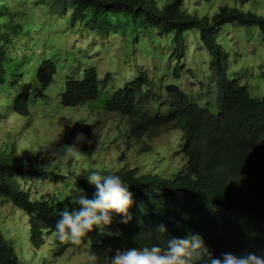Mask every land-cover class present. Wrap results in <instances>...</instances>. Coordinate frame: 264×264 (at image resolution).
Wrapping results in <instances>:
<instances>
[{"label":"trees","instance_id":"16d2710c","mask_svg":"<svg viewBox=\"0 0 264 264\" xmlns=\"http://www.w3.org/2000/svg\"><path fill=\"white\" fill-rule=\"evenodd\" d=\"M50 1L55 3L50 5L53 7H69L72 18H82V23L75 27L72 24L73 30L85 25L91 34L116 35L119 32L129 37L138 33L130 31L131 28L152 27L158 34L174 38L176 56L181 55L186 43L183 34L188 30L196 31L206 56L208 77L206 82L197 81L205 83L209 96L201 104L198 97L190 96L188 90L173 81L163 83L158 79L160 85L155 88L154 78L145 70H135L132 66L141 60H128L124 56L123 62L131 66L121 69L122 76L115 88L101 84L103 80L99 79L93 64L82 68L75 76H64L63 83L56 88L64 106L88 104L95 111L102 107V112L118 115L121 122L117 128L121 125L122 132L114 140L121 141L120 154L114 166L89 163L83 153L93 126L89 122L77 133L84 134L82 140L77 141V136L72 141L67 140L68 144H76L81 152L77 159H83L86 165L70 169L67 174L61 171L63 160L44 165L38 159L31 160L32 152L18 155L13 148L0 150V198L22 208L28 216L31 225L27 230L28 241L33 245L42 244V232L46 231L54 235V243L58 246L53 251H62L63 245L54 231L55 224L60 213L79 210L82 205L74 203L72 194L66 197L47 194L50 199L44 194L36 196L41 190L28 191L22 187L23 183L41 185L57 181L63 185L68 176L75 177L83 196L94 199L97 189L89 183L87 175L90 169H102L103 175H119L128 184L133 199L129 209L132 218L122 223V217L113 213L111 231L105 226L103 232L99 228L89 232L80 243L88 247L93 258L89 261L111 264L117 250L152 245L164 248L167 239L189 235H199L216 258H222L226 252L237 257L248 253L264 257V85L260 94L253 93L247 86V79L239 78L238 73L245 74V70L236 73L227 68L228 51L218 34L219 28L228 25L249 29L256 26L257 30L250 35H254L258 43L264 42V13L239 5L248 0H232V5L224 3L210 15L187 11L183 0H166L160 5L156 0ZM19 10H10L9 14L7 4L0 0V115L11 111L27 117L30 116L27 102L35 94L19 80L17 61L21 57L22 65L26 62L25 47L29 44L25 22L14 19ZM8 19H13L12 31L8 29ZM28 23L29 37L30 31L43 26L52 28L41 21ZM55 35L61 36L62 32L56 31ZM83 43L86 45V41ZM131 43L129 41L128 45ZM98 44L105 46L104 42ZM130 53L126 48L123 51L126 56ZM38 63L35 67L32 64L34 68H29L28 74L35 75L39 86L45 87L56 73L55 63L50 57L38 59ZM177 67L173 65L169 73L178 76ZM257 73L264 83V67ZM20 82L22 87H19ZM155 89L163 90L164 94ZM151 90L155 95L149 93ZM149 96L152 98L147 104L144 101ZM154 99L159 102L152 103ZM168 130L178 131L180 168L174 167L164 174L157 171L158 168L146 171L144 162L119 167L125 161L123 155L130 152L131 142L133 147L139 146L137 154H145L152 148L150 140ZM160 225L166 232L158 231ZM15 242L0 228V264H24L25 257L17 253Z\"/></svg>","mask_w":264,"mask_h":264},{"label":"rangeland","instance_id":"374dc122","mask_svg":"<svg viewBox=\"0 0 264 264\" xmlns=\"http://www.w3.org/2000/svg\"><path fill=\"white\" fill-rule=\"evenodd\" d=\"M3 1L8 6L9 14L10 10L18 12L20 8L19 14L15 15L14 19L25 22L24 30L28 31L27 41L29 43L25 47L27 60L22 65V59L19 57L17 67L20 72L19 80L28 85L35 97L27 102L30 116H21L11 111L0 115V150L13 148L18 155L32 152L31 160L38 159L40 164L44 165L60 163L62 160L53 154V150L68 144L67 140L75 139L80 128L89 122L93 126L83 153L92 166H114L115 160L120 154L118 146L121 145L120 139L116 142L114 138L122 132L121 125L117 128L118 121H120L117 114L102 112V107L97 108L96 112L88 104L76 107L64 106L60 102V92L56 91V88L63 83L64 76L68 74L75 76L82 68L91 64L96 68L99 79L103 80L101 84L105 87L115 88L118 86L119 77L122 76L121 69L131 66L129 63L123 62L122 56H124L128 60H141L139 64L132 63V66L135 70H145L150 78H154L156 80L154 81L155 88L160 85L158 79L163 83L173 81L184 90H188L190 96L198 97L201 104H204L206 97L209 96L204 86L205 83L202 85L197 81L204 82L208 77L205 71L206 56L202 53L203 47H200L198 34L194 30H188L183 34L186 43L181 55L176 56L174 38L171 35L158 34L152 27L131 28L130 31L138 32L131 37H126V33L123 36L119 32L116 35L91 34L88 33L89 29H85L84 26L80 30L77 29L78 27L75 30L72 29V24H75L73 27L77 26L82 23V18L79 16L72 18V10L69 7L60 9L50 6L55 4L50 0ZM156 1L160 5L166 0ZM182 2L187 11L198 15L203 13L210 15L224 3L234 4L232 0H183ZM239 5L247 10L264 13V0H248L243 4L239 3ZM30 20L47 23L52 28L48 29L43 26L30 31L31 36L29 37L28 21ZM7 23L8 29L12 31L14 28L12 26L13 19H8ZM248 29L238 25L219 28V40L228 51L227 68L236 73L245 70V74L238 73L240 74L239 78L247 79L248 88L253 93L260 94L264 83L259 78L257 70L264 67V63L260 62V60L264 61V42L261 40L258 43L256 37L250 35L257 30L256 26ZM110 30L108 28V31ZM113 30L119 31L117 28ZM56 31H61L62 35L56 36ZM53 37L56 38L55 41ZM84 41H86V45L82 43ZM129 41L132 42L130 45H128ZM100 42H104L105 46L99 45ZM125 48L131 52L128 56L123 54ZM143 50L150 53L144 54ZM31 53L32 57H30ZM46 57L54 60L56 73L53 74L50 83L42 87L39 86L35 75L28 74V70L36 66L38 59ZM173 65H178V76L169 73ZM252 79L256 80L252 81ZM19 87H22L21 82ZM155 90L164 94L163 90ZM154 92L153 90L149 91L151 95L155 94ZM151 98L149 96L144 102L148 104ZM151 102L159 101L154 99ZM178 139L179 135L176 130L162 132L150 140L152 148L145 154H137L139 146L135 144L133 147L131 142L130 152L123 155L125 161L119 167L122 164L131 167L144 162L146 171L158 168L157 171L164 172V174L174 167L180 168L182 156L178 151ZM116 143L118 144L116 145ZM85 165L83 159L68 160L64 161L61 171L67 174L70 169L77 170ZM67 179H71V177L68 176ZM77 187H72L73 189L71 188L70 191L64 192L63 185L57 181L41 185L23 183V188L31 191L39 189L41 192L36 196L44 194L43 196L48 199L52 195V189L54 192L61 191L59 194L62 197L71 194L74 198L83 196L80 190L76 191ZM30 227L28 216L25 215L22 208L15 207L10 201L0 198V228L7 237H12L16 241L15 249L18 250L19 255L25 257L24 264H97L94 261H89L93 258L86 245L62 243V251L58 253L53 251L58 246L54 243V235L46 231L42 232V244H31L27 235V230ZM106 227L108 231L113 229L112 224Z\"/></svg>","mask_w":264,"mask_h":264},{"label":"clouds","instance_id":"9594fccd","mask_svg":"<svg viewBox=\"0 0 264 264\" xmlns=\"http://www.w3.org/2000/svg\"><path fill=\"white\" fill-rule=\"evenodd\" d=\"M83 138L84 134L80 133L76 139L80 141ZM53 154L66 162L79 158L81 152L73 143L54 149ZM102 171V169H90L87 175L89 183L95 185L97 189L95 198L87 199L84 196L74 198V203H78L82 207L73 212L65 210L60 213L54 231L61 243L79 245L94 228H99L103 232L105 226L111 224L113 213L122 217V223L131 220L129 209L133 204V199L128 184L119 175L111 173L103 175ZM66 181L69 183L65 184ZM66 181L63 183V187L67 190L78 186L75 177ZM76 191H79V188ZM52 192V195L59 196L61 191L54 192L53 190ZM158 231L164 233L166 228L160 225ZM111 264H264V257L254 253L237 257L226 252L222 254V258H216L208 251L199 235H189L183 238L171 237L167 239L164 248L152 245L151 247L117 250L116 255L111 259Z\"/></svg>","mask_w":264,"mask_h":264},{"label":"bare ground","instance_id":"6f19581e","mask_svg":"<svg viewBox=\"0 0 264 264\" xmlns=\"http://www.w3.org/2000/svg\"><path fill=\"white\" fill-rule=\"evenodd\" d=\"M101 9V8H100ZM103 12V11H102ZM114 12V11H112ZM120 18V17H119ZM82 25V24H81ZM83 26V25H82ZM85 26V25H84ZM102 27V26H101ZM164 27V26H163ZM78 29V28H77ZM152 29V28H151ZM181 31V30H180ZM82 32V31H81ZM97 32V31H96ZM153 33V32H152ZM131 37V36H130ZM152 37V36H151ZM125 38V37H124ZM82 41V40H81ZM146 42V41H145ZM83 43V42H82ZM131 48V47H130ZM88 54V53H87ZM226 61V60H225ZM88 68V67H87ZM140 68V67H139ZM205 82V81H204ZM204 84V83H203ZM180 91V90H179ZM160 94V93H159ZM139 95V94H138ZM155 95V94H154ZM165 97V96H164ZM164 97L162 99H164ZM166 99V98H165ZM212 103V102H211ZM153 105V104H152ZM153 108V107H152ZM118 116V115H117ZM119 122V121H118ZM121 122V121H120ZM124 127V126H123ZM144 136V135H143Z\"/></svg>","mask_w":264,"mask_h":264}]
</instances>
